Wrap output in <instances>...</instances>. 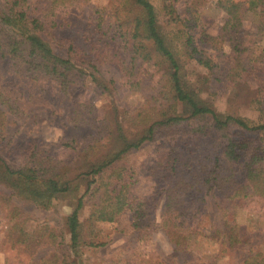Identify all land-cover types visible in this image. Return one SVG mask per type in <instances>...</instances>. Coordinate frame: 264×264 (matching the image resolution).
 Segmentation results:
<instances>
[{
	"label": "trees",
	"instance_id": "16d2710c",
	"mask_svg": "<svg viewBox=\"0 0 264 264\" xmlns=\"http://www.w3.org/2000/svg\"><path fill=\"white\" fill-rule=\"evenodd\" d=\"M77 1L50 0V7L40 10L32 8L28 0L0 2V52L15 64L25 66L33 77L56 82L62 98L70 104L69 123L88 126L97 120L98 109L93 99L81 94L87 84L92 86L89 93L95 95L114 96L119 90L141 92L143 83L146 86V74L155 68L161 73V84L158 94L146 105H125L115 119L104 118L101 122L104 128L107 129L108 121L111 124L107 143L99 139L85 145L78 139L63 143L66 150L84 159L85 172L81 176L87 183L75 209L65 218L69 242L58 264H82L79 258L82 246L104 245L91 237L86 239L83 232L92 235L95 224L117 222L127 212L133 217L132 227L138 233V241L148 240L158 227L176 252L188 254L196 232L185 225L183 219L189 214L185 205L200 186L217 194L225 221L224 230L216 229L211 234L219 250L207 264H220L228 252L248 247L250 232L236 223L235 218L238 210L253 203L264 209L262 104L258 105L260 116L256 122L219 113L187 84L182 56L196 61L217 80L220 67L196 47L191 34L182 29L169 31L172 26L165 30L180 22L176 8L179 0H161L162 18L166 19L163 23L150 0H112L108 24L90 10L83 26L86 48L69 39L58 40L53 34L54 29L65 25L66 11ZM216 7L227 14V20L218 37H211V41L216 47L228 43L234 56L242 55L247 50L243 45L247 34L243 18L255 12L259 29L264 31V0H217ZM104 65L115 67L119 79L103 76L100 67ZM118 83L119 88L115 87ZM159 140H168V144H163L165 151L156 174L165 187V205L160 222L155 224L149 204L132 193L135 171L119 164L128 154ZM196 142L206 148L196 154L201 178L192 182L184 178L180 169V151ZM36 149L32 147L28 161L23 164L8 163L0 157V184L14 196L50 209L56 199L72 190L73 179L68 177L64 161L50 156L42 158ZM86 205L91 206V212L83 223L80 212ZM54 237L50 235L51 239ZM143 264L154 263L144 260ZM241 264H264V253L249 249Z\"/></svg>",
	"mask_w": 264,
	"mask_h": 264
},
{
	"label": "rangeland",
	"instance_id": "374dc122",
	"mask_svg": "<svg viewBox=\"0 0 264 264\" xmlns=\"http://www.w3.org/2000/svg\"><path fill=\"white\" fill-rule=\"evenodd\" d=\"M150 1L156 7L162 23L166 21L162 18L161 0ZM28 2L36 10L48 9L51 4L50 0ZM216 2L179 0L176 8L180 22L178 26L171 24L165 30L168 31L172 26L169 31L182 29L191 34L196 47L219 64L217 80L211 78L196 61L181 57L185 80L199 97L219 113L256 122L260 116L258 105L262 104L264 109V63L261 61L264 60V31L259 29L256 13L249 12L243 18V29L247 32L243 45L247 50L240 56H234L228 43L216 47L210 38L218 37L227 20V14L216 7ZM111 5L112 0H78L72 9L66 11L65 25L54 29L53 34L58 40L69 39L75 45L86 48L82 37L87 12L95 11L96 17L108 24L111 20ZM100 71L107 79H119L120 74L113 66H101ZM146 75V86L143 83L141 92L119 90L114 96L95 95L89 93L92 86L87 84L81 94L93 99L98 109L97 120L93 125H75L68 122L70 104L62 98L56 82L33 77L25 66L15 64L9 56L0 52V157L8 163L23 164L28 161L32 147L36 146L38 156L64 161L68 177L73 179L72 190L56 199L50 209H42L18 198L0 184V264L59 263L69 242L65 218L75 209L87 183L85 177L81 176L85 172L84 159L78 153L66 150L63 143L73 139H78L84 145L93 139L107 143L108 131L111 130L108 119H115L123 106L141 107L158 94L161 73L155 68ZM115 87L119 88L120 84H115ZM104 118H108L107 129L101 124ZM163 144L167 145L168 140L145 144L128 154L119 164L120 167H132L135 171L136 182L132 193L149 204L155 224L160 222L165 205V187L156 178L159 161L165 151ZM202 144L191 143L184 148L185 151H180V169L184 178L192 182L201 178L199 160L195 157L199 150L206 148ZM191 196L192 200L185 205L189 208V214L183 220L196 233L188 254L176 252L158 227L151 232L148 240L138 241V233L132 227L133 217L127 212L117 222L95 224L92 235L83 232L86 239L91 237L104 245L98 248L82 246L79 251L81 263L143 264L144 260L154 264L210 263L219 250L211 234L216 229L224 230L225 226L221 213L223 206L214 191H207L202 186L200 190L193 191ZM90 212L89 205L81 210L80 219L83 223H86ZM235 222L247 228L251 243L242 250L228 252L220 264H241L243 255L249 249L264 253L263 207L253 203L246 209L238 210ZM50 235L56 238L51 239Z\"/></svg>",
	"mask_w": 264,
	"mask_h": 264
}]
</instances>
